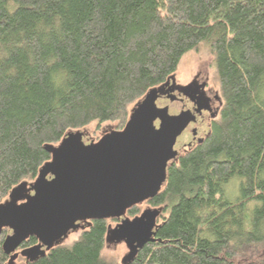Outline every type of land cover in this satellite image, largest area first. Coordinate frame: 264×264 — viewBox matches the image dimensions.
Segmentation results:
<instances>
[{
    "label": "trees",
    "instance_id": "obj_1",
    "mask_svg": "<svg viewBox=\"0 0 264 264\" xmlns=\"http://www.w3.org/2000/svg\"><path fill=\"white\" fill-rule=\"evenodd\" d=\"M191 51L210 58L214 109L158 193L125 212L159 208L153 240L129 262L109 251L115 212L21 264H264V0H0V203L35 179L46 145L121 129Z\"/></svg>",
    "mask_w": 264,
    "mask_h": 264
},
{
    "label": "water",
    "instance_id": "obj_2",
    "mask_svg": "<svg viewBox=\"0 0 264 264\" xmlns=\"http://www.w3.org/2000/svg\"><path fill=\"white\" fill-rule=\"evenodd\" d=\"M189 86L179 88L170 76L145 93L121 129L97 140L69 132L57 145H46L51 157L35 179L13 187L8 199L0 203V234L3 228L10 230L0 246L8 261L18 256L16 249L29 236L37 242L19 254L32 261L78 229L80 222L109 218L115 212L120 220L108 229L106 240L125 244L124 261H131L152 241L159 208H146L132 218L124 214L158 193L167 164L177 155V137L195 122V114L174 93L178 90L187 95ZM199 96L206 105H197V113L209 109L206 97ZM164 98L168 103L159 105Z\"/></svg>",
    "mask_w": 264,
    "mask_h": 264
},
{
    "label": "rangeland",
    "instance_id": "obj_3",
    "mask_svg": "<svg viewBox=\"0 0 264 264\" xmlns=\"http://www.w3.org/2000/svg\"><path fill=\"white\" fill-rule=\"evenodd\" d=\"M209 60H210V58L206 52L196 53V52L191 51V52L186 53L181 58L179 65L177 67V70L175 71V74H174L175 75L174 76L175 82L178 85H186L190 81L195 79L196 81L205 84L204 81L205 80L207 81V79L210 75V71H211V70H209ZM209 88H210V90H209ZM209 88L206 87V91L210 92V94L211 93L213 94V92H211V90L214 91V89L212 88V86ZM159 105H166V102L165 101L160 102ZM204 119L207 121L208 117L205 116ZM113 126H114L113 122H105L101 126H99V128H96L95 123H91L88 126H86L85 128H83V130H86L90 134V135H87V134H85V135H87L93 139L97 136L101 137L104 133L109 132L111 130H117V129H114ZM205 130H206V124H204L203 126H201L199 128V131L201 134H203ZM187 132H190V129H188ZM189 138H190V134L187 136V134L182 132L176 139V143L174 145L175 149H178V151L183 149L181 147V144L186 142ZM97 139H93V140H97ZM32 181H28L27 183H30ZM22 182H26V181H22ZM7 199H8V197H7ZM142 206L143 207L141 208L140 213L144 209L149 208L148 206H146V204H142ZM125 217L132 218L131 216H126V215H125ZM114 226L115 225H113L112 227H114ZM73 236H74V234H69L67 239H71V238H73ZM110 246L111 247H109V251L116 252L119 255H123V256L127 253V248L123 242L122 243L119 242L115 245L113 244ZM19 251L20 250L17 251V249H16L17 253H19ZM10 263L11 264H21V261L16 257Z\"/></svg>",
    "mask_w": 264,
    "mask_h": 264
},
{
    "label": "flooded vegetation",
    "instance_id": "obj_4",
    "mask_svg": "<svg viewBox=\"0 0 264 264\" xmlns=\"http://www.w3.org/2000/svg\"><path fill=\"white\" fill-rule=\"evenodd\" d=\"M189 84H190V86L186 87L187 89L185 90L187 95H185L181 91L174 90V93L183 99L185 109H190L195 114V122H190L186 126V128L183 130V133L187 134V136L190 134V138L186 142L181 144L182 148L189 147L192 143L198 142V139H200L199 141H201L203 134L200 133L199 128L201 126H203L204 124H206V120L204 119V117L205 116L208 117L209 115H211V113L214 109L212 99L207 94L205 84L198 82L195 79H193L192 81H190L186 85H178L177 84V86L179 88H181L184 86H188ZM199 93H202L206 97V100L209 103V109H202L200 111V113H197V112H195V108L197 107V105H199V104L200 105H206V102H203L202 100H200ZM163 101L168 103V100L165 98L163 99ZM188 129H190V132H187ZM192 129L196 130L195 134L192 133ZM174 148H175V146H174ZM176 150L178 151V149H176Z\"/></svg>",
    "mask_w": 264,
    "mask_h": 264
}]
</instances>
